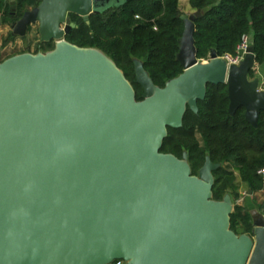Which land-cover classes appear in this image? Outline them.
I'll use <instances>...</instances> for the list:
<instances>
[{"label": "water", "instance_id": "95a60500", "mask_svg": "<svg viewBox=\"0 0 264 264\" xmlns=\"http://www.w3.org/2000/svg\"><path fill=\"white\" fill-rule=\"evenodd\" d=\"M130 1L42 0L12 27L24 38L37 23L55 46L0 63V264H264V210L251 216V249L249 235L230 230V196L212 199L214 166L193 176L186 155L160 152L207 84H225L229 115L243 108L257 128L264 91L249 76L252 46L238 65L211 51L203 66L193 38L201 11L183 15V73L160 89L135 62L136 103L113 61L65 41L70 15L88 24Z\"/></svg>", "mask_w": 264, "mask_h": 264}, {"label": "trees", "instance_id": "16d2710c", "mask_svg": "<svg viewBox=\"0 0 264 264\" xmlns=\"http://www.w3.org/2000/svg\"><path fill=\"white\" fill-rule=\"evenodd\" d=\"M0 0V21L19 20L42 0ZM180 0H132L119 9L91 15L88 24L70 15L73 29L66 42L96 49L109 57L132 85L137 100L142 88L136 83L134 63L140 62L152 83L162 89L183 73L176 61L178 42L184 31ZM189 8L201 11L193 35L197 60H207L213 51L218 58L235 57L243 36L249 37L255 64L264 67V0H187ZM3 20V19H2ZM1 24V23H0ZM50 50L51 43H42ZM250 79L255 77L251 71ZM225 84H207L196 110L187 108L179 128H167L160 152L182 159L186 155L191 175L197 176L209 162L214 169L212 199L222 201L231 192L237 199L238 184L255 194L264 189L258 171L264 168V112L257 128L244 118L243 108L230 116ZM233 165L230 170L227 166ZM264 207V205H262ZM247 210L235 206L230 230L236 235L250 234Z\"/></svg>", "mask_w": 264, "mask_h": 264}, {"label": "rangeland", "instance_id": "374dc122", "mask_svg": "<svg viewBox=\"0 0 264 264\" xmlns=\"http://www.w3.org/2000/svg\"><path fill=\"white\" fill-rule=\"evenodd\" d=\"M12 2L11 0H7ZM180 10L183 15H191L194 13L185 3L179 1ZM3 19V20H2ZM0 21V61L8 59L17 54H44L52 49L47 50L40 44L39 25L32 24L26 31L25 37L21 39L19 36L12 34V28L9 26L10 20L2 18ZM55 46V45H54ZM230 170L233 165L227 166Z\"/></svg>", "mask_w": 264, "mask_h": 264}, {"label": "crops", "instance_id": "0c3cea01", "mask_svg": "<svg viewBox=\"0 0 264 264\" xmlns=\"http://www.w3.org/2000/svg\"><path fill=\"white\" fill-rule=\"evenodd\" d=\"M181 1L188 6L187 0H181ZM21 39H23V38H21ZM18 55H23V54H17V55H14V56H18ZM31 55H36V54H31ZM14 56H12V57H14ZM106 58L110 59L107 56H106ZM5 60H7V59H5ZM5 60L0 61V63L4 62ZM198 61H199V64H202L203 66H206V65H208L210 63L209 59H207V60H198ZM254 73H255V77H258L260 79V83H261L260 89L264 91V83L262 84V81L264 80V67L255 66ZM134 94H135V97H134L135 102L136 103H141L142 100H143L142 99L143 89H142V94H141V99L140 100H137L135 90H134ZM187 108H189L188 105H186V109ZM237 185H238V188H237L238 189L237 190L238 191V193H237L238 197H237V199H235V197L233 195H231L230 191L228 193V195L230 196V199L232 201L231 213L233 212V209H234L235 206H240V207H243V208H245L247 210V212L250 214V219H251V216H256V215L260 214L264 210V207H262V205H264V189L259 191V192H257V193H255V194H252L251 192H248L247 189L245 188V186H243L242 184H238L237 183ZM263 217H264V215H263ZM241 235H244V234H239V235H237V237H239ZM246 235H249V234H246ZM248 237H249V239L252 242V246H251V249H252L253 240H252V237L250 235Z\"/></svg>", "mask_w": 264, "mask_h": 264}, {"label": "built area", "instance_id": "2783aa9c", "mask_svg": "<svg viewBox=\"0 0 264 264\" xmlns=\"http://www.w3.org/2000/svg\"><path fill=\"white\" fill-rule=\"evenodd\" d=\"M249 46H250L249 37L243 36L241 39V43L237 47L236 56L235 57L225 56L222 58L227 63V67H229L230 65H238V63L243 59L246 50ZM258 175L264 181V168L258 171ZM112 264H125V263L123 261H115Z\"/></svg>", "mask_w": 264, "mask_h": 264}, {"label": "flooded vegetation", "instance_id": "af4514ba", "mask_svg": "<svg viewBox=\"0 0 264 264\" xmlns=\"http://www.w3.org/2000/svg\"><path fill=\"white\" fill-rule=\"evenodd\" d=\"M31 10V9H30ZM10 14H12V15H14L15 14V9H14V7L13 6H11V9H10ZM18 21V20H17ZM17 21H10V24H9V26L12 28L14 25H15V23L17 22ZM74 24V23H73ZM66 41V40H65ZM42 43H51L53 46H54V44H55V42H42V41H40V44H42Z\"/></svg>", "mask_w": 264, "mask_h": 264}]
</instances>
